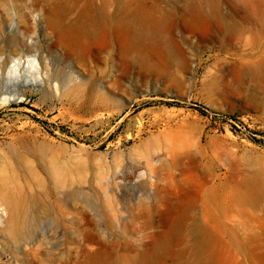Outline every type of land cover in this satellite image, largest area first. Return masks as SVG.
Returning <instances> with one entry per match:
<instances>
[{
    "label": "rangeland",
    "instance_id": "obj_1",
    "mask_svg": "<svg viewBox=\"0 0 264 264\" xmlns=\"http://www.w3.org/2000/svg\"><path fill=\"white\" fill-rule=\"evenodd\" d=\"M0 62V264H264V0H0Z\"/></svg>",
    "mask_w": 264,
    "mask_h": 264
},
{
    "label": "bare ground",
    "instance_id": "obj_2",
    "mask_svg": "<svg viewBox=\"0 0 264 264\" xmlns=\"http://www.w3.org/2000/svg\"><path fill=\"white\" fill-rule=\"evenodd\" d=\"M64 34L69 36L68 33ZM28 66H30V68L38 69L37 58L33 57L22 61L19 57H12L10 59V65L7 67L6 74L9 75V77H11L10 75L15 74L20 75V68H23L24 70ZM37 81L43 83L45 82L42 77H38L36 82ZM25 94L26 90L23 88L12 89L10 94L2 96L1 100L2 102H9L18 97H22ZM40 148L41 150L46 151V146H41ZM6 153L7 152L0 153V218L3 213L6 215L4 224L0 227V234L5 233L9 236L12 242L20 244L25 238H27L26 236L29 237L31 232H37V230L41 227L42 221L35 213H33L30 208V199L23 193L17 183L15 168L22 166V159H20L17 152H13L14 159H16V161H14L16 164L15 167L12 165L13 163L11 164L4 158ZM62 186V183L56 182L55 187L60 189ZM74 196H79L77 190H75Z\"/></svg>",
    "mask_w": 264,
    "mask_h": 264
},
{
    "label": "trees",
    "instance_id": "obj_3",
    "mask_svg": "<svg viewBox=\"0 0 264 264\" xmlns=\"http://www.w3.org/2000/svg\"><path fill=\"white\" fill-rule=\"evenodd\" d=\"M196 109H198L200 111V113H202V114L205 113L204 109H202L201 107H197Z\"/></svg>",
    "mask_w": 264,
    "mask_h": 264
}]
</instances>
